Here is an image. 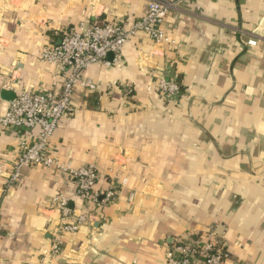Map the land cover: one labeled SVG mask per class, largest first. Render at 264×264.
<instances>
[{
  "label": "crops",
  "instance_id": "0c3cea01",
  "mask_svg": "<svg viewBox=\"0 0 264 264\" xmlns=\"http://www.w3.org/2000/svg\"><path fill=\"white\" fill-rule=\"evenodd\" d=\"M148 1L0 0V92H58L65 77L41 60L43 47L82 21L129 26ZM161 1L173 3L164 21L173 44L139 34L119 62L89 66L82 76L110 89L76 86V111L50 138L59 161L96 166L97 187L125 179L116 200L83 204L51 168L24 167L0 202V264H165L174 237L207 231L230 251L223 264H264V0ZM166 66L179 73L175 102L156 87ZM11 100L0 97V113ZM16 148L14 135L0 138L5 171ZM57 195L91 223L52 257Z\"/></svg>",
  "mask_w": 264,
  "mask_h": 264
},
{
  "label": "built area",
  "instance_id": "2783aa9c",
  "mask_svg": "<svg viewBox=\"0 0 264 264\" xmlns=\"http://www.w3.org/2000/svg\"><path fill=\"white\" fill-rule=\"evenodd\" d=\"M172 7L173 3L170 2L149 0L145 13L129 26L109 21L99 27L95 23L82 21L68 27L59 36V42L43 47L41 60L56 66L65 80L58 92L43 89L21 91L8 103L5 112L0 113V138L6 134L14 135L17 146L16 159L9 171H5L4 161L0 159V176L4 178L0 187V202L10 189L18 185L22 169L36 165L51 168L65 183L73 182L83 204L103 207L116 200L125 179L111 180L97 187L101 176L96 166L73 167L71 163L59 161L50 146V138L61 119L75 113L72 94L76 86L90 91L108 92L110 89L82 76L89 66L104 62L109 53L113 54L114 63L119 62L123 46L139 34L147 36L155 44H173L164 26ZM248 44H255V41L250 40ZM105 63L109 65V62ZM156 79V87L164 100L175 102L179 99L182 86L176 70L166 66L158 72ZM121 92L124 100L131 99L129 88L123 87ZM35 130L36 137L30 138L29 135ZM131 198L132 194L129 200ZM50 209L59 213L50 246V256L56 257L62 252L64 235L77 232L91 221L90 215L83 209H78L75 214L63 195L53 197ZM165 247V264H223L231 255L210 231L204 233L203 238H196L192 234L176 236ZM232 263L241 264L233 260Z\"/></svg>",
  "mask_w": 264,
  "mask_h": 264
},
{
  "label": "water",
  "instance_id": "95a60500",
  "mask_svg": "<svg viewBox=\"0 0 264 264\" xmlns=\"http://www.w3.org/2000/svg\"><path fill=\"white\" fill-rule=\"evenodd\" d=\"M104 23H97L96 25L101 27ZM59 42V41H58ZM113 54L112 53H109L108 54V57H112ZM15 96V94L13 93V91L9 90V89H2L1 92H0V97L4 100H11L13 99Z\"/></svg>",
  "mask_w": 264,
  "mask_h": 264
}]
</instances>
